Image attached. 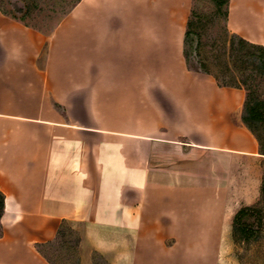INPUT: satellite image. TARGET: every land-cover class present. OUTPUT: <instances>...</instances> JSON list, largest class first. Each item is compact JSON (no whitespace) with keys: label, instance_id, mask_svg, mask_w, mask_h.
<instances>
[{"label":"crops","instance_id":"1","mask_svg":"<svg viewBox=\"0 0 264 264\" xmlns=\"http://www.w3.org/2000/svg\"><path fill=\"white\" fill-rule=\"evenodd\" d=\"M192 2L81 0L48 34L0 11V264H50L65 223L83 264H236L235 167L263 155L245 90L187 69ZM227 30L264 47V0Z\"/></svg>","mask_w":264,"mask_h":264},{"label":"rangeland","instance_id":"2","mask_svg":"<svg viewBox=\"0 0 264 264\" xmlns=\"http://www.w3.org/2000/svg\"><path fill=\"white\" fill-rule=\"evenodd\" d=\"M76 1L0 0V8L12 15L25 17L26 23L48 34L68 15ZM199 9L207 14L211 12L210 6L204 2L199 4ZM201 33V54L211 73L222 84L243 85L246 76H250V67L243 60L239 61L230 56L232 35L227 31L223 18L214 22L206 19ZM251 87L264 98V79L251 83ZM258 135L264 146V127L260 129ZM263 180L264 155L258 161H243L236 165L234 190L236 193L249 196L248 202L259 201V198L254 196V192L260 196ZM81 229L77 223H65L62 225L59 239L42 247V253L50 264H83ZM234 245L233 256L236 264H264V231L255 244ZM92 264H108V262L100 255L94 254Z\"/></svg>","mask_w":264,"mask_h":264},{"label":"trees","instance_id":"3","mask_svg":"<svg viewBox=\"0 0 264 264\" xmlns=\"http://www.w3.org/2000/svg\"><path fill=\"white\" fill-rule=\"evenodd\" d=\"M80 1L81 0H77L73 4L72 9ZM202 2L210 6L211 12L209 14L202 12L199 9V4ZM229 3L230 0H193L191 14L184 37L183 54L188 71L213 76L216 78L221 87H231L245 90L246 102L244 105L242 122L257 139L262 155H264V146L260 136L258 135L260 129L264 127V98H262L251 87V83L257 82L258 79H264V47L251 44L239 36H231L230 56L239 61L243 60L244 63L250 67V76H246V79L242 83L243 85L235 86L220 83L217 77L211 73L201 54V30L205 26V20L207 19L214 22L223 18L227 28ZM0 11L13 20L20 21L29 26V24L26 23L25 17L12 15L6 12L3 8H0ZM3 212L4 197L0 195V218ZM232 225L235 244L249 246L258 241L264 231V180L260 186L259 201L255 205L243 206L240 208L233 218ZM61 233L62 227L58 231L56 240L59 239ZM44 246L45 245H37L38 252L42 255L43 253L41 249Z\"/></svg>","mask_w":264,"mask_h":264}]
</instances>
